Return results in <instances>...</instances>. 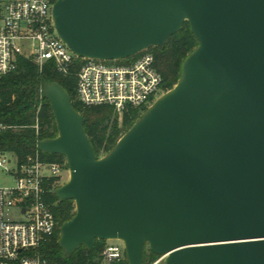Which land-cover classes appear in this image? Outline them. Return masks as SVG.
Listing matches in <instances>:
<instances>
[{"label":"water","instance_id":"95a60500","mask_svg":"<svg viewBox=\"0 0 264 264\" xmlns=\"http://www.w3.org/2000/svg\"><path fill=\"white\" fill-rule=\"evenodd\" d=\"M52 15L78 58L163 48L186 22L199 43L101 157L64 87L39 90L58 136L37 149L65 157L54 193L76 206L60 227L65 254L116 240L128 264L147 247L164 264H264V0H57Z\"/></svg>","mask_w":264,"mask_h":264},{"label":"built area","instance_id":"2783aa9c","mask_svg":"<svg viewBox=\"0 0 264 264\" xmlns=\"http://www.w3.org/2000/svg\"><path fill=\"white\" fill-rule=\"evenodd\" d=\"M56 1L0 0V77L16 71L20 58L33 60L40 69L53 62L63 77H76V98L84 107L111 106L118 113L149 108L163 85L155 55L144 50L118 61L76 57L54 28ZM76 59L82 60L77 70ZM12 129L0 123V136ZM0 167L14 181L0 187V264H47L39 248L58 224L46 185L52 179L60 184L63 173H69L67 163L47 161L37 149L23 162L13 152H0ZM102 255L107 263L121 261L124 245L107 244Z\"/></svg>","mask_w":264,"mask_h":264},{"label":"trees","instance_id":"16d2710c","mask_svg":"<svg viewBox=\"0 0 264 264\" xmlns=\"http://www.w3.org/2000/svg\"><path fill=\"white\" fill-rule=\"evenodd\" d=\"M190 24L186 22L182 29L171 36L166 45L149 49L155 55V67L163 77L162 89H172L182 77L183 65L187 57L198 46ZM76 59V70L81 64ZM51 83H59L71 96L74 108L85 117L84 129L98 157L114 149L119 139L134 125L148 108H130L118 113L111 106L84 107L77 101V80L75 76L63 77L53 62H47L42 69L31 59L20 58L16 71L0 77V123L9 124L14 129L0 136V152L15 153L20 162L37 150L41 140L58 136L56 120L51 104L40 89ZM40 111L38 112L39 107ZM39 126L38 130L35 125ZM45 160L64 163L60 154H46ZM68 169V166H67ZM52 179L46 186L49 189L47 200L51 205L58 224L54 236L39 248V253L47 264H102V252L107 245L104 240H96L93 250L81 246L70 255H66L60 245V227L72 219L76 213L73 200L61 202L54 190L60 186ZM160 256L147 247L144 264H154ZM13 264H19L15 262ZM109 264H128L126 253L121 261Z\"/></svg>","mask_w":264,"mask_h":264},{"label":"rangeland","instance_id":"374dc122","mask_svg":"<svg viewBox=\"0 0 264 264\" xmlns=\"http://www.w3.org/2000/svg\"><path fill=\"white\" fill-rule=\"evenodd\" d=\"M166 89H161L159 92L156 93V95L154 96L155 101L162 96L164 93H166ZM69 179V173L65 172L63 173L62 176V181L60 182V184H64L68 181ZM14 184L13 178H11L10 176H8L0 167V187L1 186H11ZM107 244H120L123 245L122 242L120 241H116V240H111V241H106ZM160 259H158L156 262H158ZM102 264H109L106 261H104ZM158 264H164V261H160Z\"/></svg>","mask_w":264,"mask_h":264}]
</instances>
